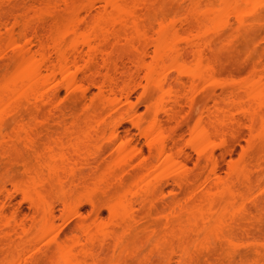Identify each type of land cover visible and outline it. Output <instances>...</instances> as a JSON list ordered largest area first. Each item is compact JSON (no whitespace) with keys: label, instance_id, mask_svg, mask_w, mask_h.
<instances>
[{"label":"bare ground","instance_id":"bare-ground-1","mask_svg":"<svg viewBox=\"0 0 264 264\" xmlns=\"http://www.w3.org/2000/svg\"><path fill=\"white\" fill-rule=\"evenodd\" d=\"M261 5L264 0H0V264H204L219 248L233 263L242 247L262 258L261 239L234 213L221 226L214 218L216 207L234 212L240 199L264 189V53L247 52L250 84L244 80L235 90L230 81L219 84L223 54H234V10L250 24L248 42L255 24L264 29V16L255 19ZM53 124L84 129L88 137L68 147L32 146L48 177L31 200L28 221L6 184H18L15 165L28 174L36 168L14 138L28 126ZM245 136L246 150L238 144L241 159H233L224 177L219 158L233 148L230 138ZM58 151L73 155L58 160ZM81 190L90 194L87 216L77 202ZM262 196L243 211L251 225ZM60 207L63 215L77 207L70 227L66 219L57 225ZM234 227L255 241L236 245Z\"/></svg>","mask_w":264,"mask_h":264},{"label":"rangeland","instance_id":"rangeland-1","mask_svg":"<svg viewBox=\"0 0 264 264\" xmlns=\"http://www.w3.org/2000/svg\"><path fill=\"white\" fill-rule=\"evenodd\" d=\"M187 5H189V3ZM260 7L258 8L259 11H257V14L255 16V19H257V20L259 18H261L262 16H264V14H263L264 13V11H263L264 5H263V7H262V5ZM259 12L261 14V17H259L260 16ZM237 14H239V12L237 10H234V54H230V53L223 54V57H222L223 60H221V62H220V66L222 67L221 70H223L221 73L222 78L219 75V77L221 78L222 81L219 82L220 81L219 77L215 81L216 83L219 82L220 85H224L226 82L227 83L225 85H227L230 81L231 83H233V84L229 83L230 85L233 86L235 84L234 90L237 89L238 87H240L241 83L244 85L246 80H249V82L247 81V85H248V83L250 84V79L248 78L249 75L246 73V71L244 72V67L246 69V67L248 66V63H246L247 58H248L247 52L250 53L251 51L258 50L259 52L264 53V31H262L264 29H262L259 26V24H255V28L257 27V29L254 32L255 35H252V37H253L252 40L247 42L243 38L246 37L245 35L249 31L250 24L248 25V24H243L242 22H240L241 20H239V17H237ZM237 20H239V21H237ZM258 27H259V29H258ZM260 28H261V30H260ZM227 55H228V57H227ZM248 62H249V58H248ZM241 71L243 72V75H242ZM232 74H234V75L236 74L235 77H237V78H235L234 75H232ZM236 79H238V80H236ZM217 80H219V81H217ZM241 80H242V82H240ZM235 81H237V83L239 81L240 83H238V84L234 83ZM201 86L203 87V85H201ZM201 86H200V88H201ZM202 90H203V88H201L199 91L200 97H203V94H202L203 91ZM65 93H66L65 91H62V96H61V97H63L62 99L66 98ZM143 110H144V108L142 109V111ZM196 118L197 117H194L193 121H195ZM127 128L132 131V133H133L134 137L137 139L139 145L147 151V147L144 143V139L140 136L139 131L137 129H135L131 124H127ZM88 134L92 135V133H88ZM185 136L187 137L186 139H189V134L187 132H186ZM87 137H88V135L84 131V129L59 128V127H56L54 124L52 126H50L47 130H42L39 127L33 126V125L28 126L27 128H24L17 136H15L14 140L18 141V145H19L18 152L21 154V157H23L25 159V161H27L32 166V169L36 168V170H38L40 172L39 173L38 171L34 170V172H32V174H28L25 171V169L22 168L21 165H15L13 170H12L11 175L13 177L15 176V179L17 180L18 184H17V186H14V184H12V183H7L8 185L6 184V186L9 188L8 190L11 192V193L9 192V194L10 195L13 194L12 196L14 197V203L20 209L24 219L30 221V219L33 217L35 211H34V208L32 206L31 200L34 199L37 196V193L42 190V188H43L42 180H45L48 177L47 170H45V169L42 170L41 168L40 169L37 168L38 161L34 157V154H33L34 150L32 149V146L44 147L43 145L50 144V145H64L65 147H68L70 145H75L79 142H83V140H85ZM219 142H220V140L218 141V143ZM246 142L248 143V137L247 136H245V138L244 137L243 138L238 137V138H234V139L230 138L229 143L232 144L231 146L233 148H231L230 152L225 155L226 157L224 156L222 158H219V156H221L220 154L222 153L221 148L217 151L219 153L218 158H219V160L221 159L222 169H223L222 175H224V177H226L228 175V172H229L228 165L230 166V164L235 163L237 161L236 159H238V161L241 159L242 155L240 156V151H242V154H243V150L244 151L246 150V148H247ZM238 144L239 145L242 144L243 150H241L242 147L239 146ZM70 151H72V150H70ZM65 154H67V155L65 157H62ZM72 155H73L72 152L58 151L56 153L57 157H55V158H57L58 160H61V158H68V157H71ZM107 156H110V153ZM195 156L196 155L193 154V158H192V161L190 163L191 169L194 168L196 161H197V157H195ZM74 159H76V157H72V160H74ZM113 159H115V155L113 156ZM233 159L236 161L233 162ZM44 160L45 161H51V159H49L48 157L45 158ZM77 161H80V160H76V162ZM226 171H228V172H226ZM2 173H4V172L2 171L0 174L2 175ZM0 178H1V180H0V184H1V183H3L2 176H0ZM263 193H264V189L260 193L255 192V194L251 195L253 198H248V197H250V196H248V197H246L245 200L240 199L238 204H236V206H234V212H232L233 211L232 209H228L225 212V211L221 210L222 208L220 209L219 207H216L214 209V218H217L216 225L221 226V225L225 224L228 220H230V218H231L230 216H232V214L234 213V221L238 220L241 223V225H243L244 227L246 226L245 229H252L254 231L253 237L258 241H259V239H261L259 242L262 241L261 244H264V206H263L264 203L262 204V207L256 213V221L257 222H255V225H253V224L251 225L252 221L249 222L248 220L244 219V217L242 216L244 214L246 208H250V209L254 208L253 200L255 198L262 196V195H263L262 197L264 198ZM257 194H258V196H257ZM57 195H58V193L52 192L53 198H51V201L54 204L57 203V199L55 198ZM89 195H90L89 193L83 192L82 190L77 195V202L80 203V205H81L80 209L82 210V213L86 216L89 215L93 209L91 204L89 203V199H88ZM250 199L252 202L251 201L249 202ZM246 200L248 203L246 202ZM243 201H245L246 204H245V202L243 203ZM57 205H58V203H57ZM76 209H77V207L63 215V212L61 211V207H60L59 211H58L59 219L57 220V225H62V223H64L63 219L69 220L68 221V223L70 224V225H68L69 227L71 225H73L75 223V221L77 220ZM108 212L109 211L106 210V208L103 209V213H104L106 220L108 219L107 217H109ZM236 215H238V216H236ZM239 228H241V227H239ZM239 228L234 227L235 236L233 234V237L235 240L234 243H236V245L242 244V246H244L247 242H253V240L255 241V239L252 237V235H251V237L248 238V236L244 233L243 230L239 231ZM253 228H257V229H253ZM260 229L262 231H260ZM255 233H256V235H255ZM243 234H244V236H243ZM161 236H162V234H161ZM258 236L262 237V238H259ZM250 238H251V240H250ZM218 245H220V244H218ZM243 249L244 248L242 247V249L239 253L234 254V262L233 263L229 260L230 258L228 257V255H229L228 252L220 251L221 248H219V250L214 253V256L212 257V259L210 261L207 262L206 260H202V262L204 261L203 262L204 264H209L210 262H212L210 264H255V263L256 264H263L264 263V251L262 252L263 257L260 256L263 259L262 258L259 259L258 258L259 256H257L256 253L247 252L248 251L247 249H244V250ZM224 252H226L227 254ZM30 257H31V255H30ZM224 257L226 260L224 259ZM3 260H4V257H1L0 261L2 262ZM242 262H244V263H242Z\"/></svg>","mask_w":264,"mask_h":264}]
</instances>
